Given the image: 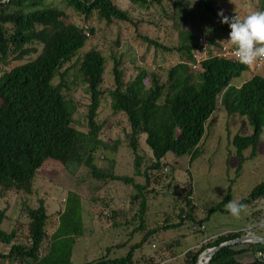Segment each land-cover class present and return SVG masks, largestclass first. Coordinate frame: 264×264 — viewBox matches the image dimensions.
Here are the masks:
<instances>
[{
	"label": "trees",
	"instance_id": "trees-1",
	"mask_svg": "<svg viewBox=\"0 0 264 264\" xmlns=\"http://www.w3.org/2000/svg\"><path fill=\"white\" fill-rule=\"evenodd\" d=\"M46 1L0 0V67L5 69L13 61L35 56L0 75V195L10 192L31 195L36 175L48 161L60 164L70 175L85 169L95 181L131 185L135 194L131 196L130 203H139L140 225L137 231L142 232L144 238L132 246L126 257L111 260L104 257L93 264H133L134 251L156 232L146 230L143 218L146 212L144 191L149 184L150 173L164 170L165 157L169 153L178 158L189 156L190 165L201 155L200 144L207 123L219 103L228 116L244 118L252 130L250 135H235L231 141L239 160L238 173L246 160L245 151H250L249 159L256 157L264 132V78L254 75L236 86L235 81L250 72L248 65L217 57L206 59L194 70L193 54L198 49L201 36L188 31L178 33L179 42L174 48L143 38L154 49L175 52L180 57V62L166 71L164 82L158 73L140 70L133 80L125 83L121 64L114 59V88L108 95L112 112L123 114L129 125L127 142L134 156V176L145 180V185L136 184L133 177L117 176L112 171L105 173L95 163L98 152L111 149L101 140V126L96 120L103 95L105 59L95 50L88 51L76 69V77L90 98L86 132L73 126L77 107L64 97L63 85L55 86L53 81L57 76L63 79L61 69L85 46L87 36L93 31L65 23V12L46 5ZM128 1L139 9H148L162 0ZM176 1L175 5L178 4ZM62 2L85 21L95 15L108 26L132 23L128 12L120 10L112 0ZM198 4L215 19V24L222 31L230 33L228 24L221 23L215 15L212 0H198ZM260 11H264V3ZM141 136L146 137L145 143L152 152L151 165L143 172V161L139 155ZM112 149L116 150L115 147ZM71 194L65 199V208L58 214L57 227L51 235L47 233L50 216L43 201L36 209L26 208L28 246L15 244V234L2 230L5 216L1 211L0 244L10 246V249L6 255L0 254V260L19 261L21 264H72L73 247L85 230L81 198ZM230 199L229 188L225 198L197 224L202 226L216 213L229 214L226 208ZM261 199H264V182L254 187L248 198L240 202L246 206ZM186 219L194 222L190 216ZM184 222L161 229L176 230ZM241 237L240 232L218 236L196 252H187L186 262L197 264L198 257L205 251ZM238 246L222 248L209 264H240L236 260L238 255L247 251L254 254L264 252V244H248V249L236 250ZM251 264H256V261Z\"/></svg>",
	"mask_w": 264,
	"mask_h": 264
},
{
	"label": "rangeland",
	"instance_id": "rangeland-1",
	"mask_svg": "<svg viewBox=\"0 0 264 264\" xmlns=\"http://www.w3.org/2000/svg\"><path fill=\"white\" fill-rule=\"evenodd\" d=\"M152 1V0H149ZM162 0L148 9H139L128 0H112L122 11H127L132 23H114L110 26L94 15L88 21L65 7L62 0H47L46 5L65 12V23H71L93 31L88 41L77 55L60 71L63 79L57 76L53 85L62 84V93L76 107L73 116L75 129L86 132V115L90 102L84 85L77 79L78 62L90 50L99 52L105 59L103 93L97 113V122L101 126V140L111 149L96 154V165L105 173L112 171L117 176L133 177L136 184L145 185L143 177L134 176V156L128 146L129 125L123 114H114L111 110L109 91L114 88L113 61L118 60L123 72V81L130 82L144 70L158 73L162 82L166 71L180 62L175 52L166 53L156 50L143 41L148 38L168 48L178 45V33L188 31L205 36L211 41H228L229 34L222 31L215 19L206 13L198 0ZM215 15L224 10V15L240 19L260 11L264 0H212ZM180 5H183L181 8ZM87 32V33H88ZM26 57L23 61H13L8 67H0V75L34 59ZM254 64V63H253ZM257 75L264 78V61L259 68L236 80L239 86L244 80ZM62 79V80H61ZM61 80V81H60ZM241 80V81H240ZM62 82V83H61ZM252 132L244 118L238 115L228 116L220 103L207 123L206 133L201 141V155L190 165L189 156L176 157L169 153L165 157V167L161 172L150 173L149 184L144 191L146 212L144 223L147 231H156L133 255L136 264H187L186 253L196 252L210 240L228 233L240 232L264 238V199L246 205L239 218L230 213H216L202 224L205 230L191 234L193 226L207 217L209 210L220 203L228 189L231 199L241 201L248 198L254 187L264 182V132L260 138L258 151L254 159H249L250 151L243 153L241 171L237 168L239 160L231 144L235 135L248 136ZM145 136L139 139V155L142 158L141 172L152 162V152L145 143ZM116 145V146H115ZM116 148L113 151L112 148ZM71 193L77 194L84 225V235L78 238L73 247L72 264L98 262L101 258L120 259L127 256L134 244L140 242L144 234L137 231L139 203H130L135 194L131 185L120 182L107 183L93 180L88 171L81 169L76 175H70L58 163L46 162L36 175L31 195L10 192L0 195V212L5 219L1 226L7 234L14 233L15 244L28 246V223L26 208L36 209L43 201L50 221L47 233L57 225V216L65 208L64 200ZM228 211V209L226 208ZM190 216L194 222L187 220ZM176 230L161 229L179 224ZM196 222V223H195ZM125 249H111L112 244L122 245ZM10 246L0 244V254L6 253ZM248 249V244L239 245L236 250ZM186 252V253H184ZM206 252V251H205ZM199 258V257H198ZM255 254L247 251L237 256L243 264L254 261ZM198 261V260H197Z\"/></svg>",
	"mask_w": 264,
	"mask_h": 264
},
{
	"label": "clouds",
	"instance_id": "clouds-1",
	"mask_svg": "<svg viewBox=\"0 0 264 264\" xmlns=\"http://www.w3.org/2000/svg\"><path fill=\"white\" fill-rule=\"evenodd\" d=\"M221 23L228 24L230 33L228 40L235 46L234 54L244 65H251L258 59L264 58V11H257L240 19L237 16L229 18L223 10L218 12ZM244 205L235 200L227 203L229 213L239 218Z\"/></svg>",
	"mask_w": 264,
	"mask_h": 264
},
{
	"label": "built area",
	"instance_id": "built-area-1",
	"mask_svg": "<svg viewBox=\"0 0 264 264\" xmlns=\"http://www.w3.org/2000/svg\"><path fill=\"white\" fill-rule=\"evenodd\" d=\"M223 12H225L223 10ZM233 45H221L218 48H215L212 46L205 36H201L198 39V49L194 52L193 58L195 61V64L192 66V68L198 69L200 64L205 61L208 58L211 57H217V58H224L227 60H238L234 54ZM264 61V58L258 59L254 62V64L248 65L249 70L254 71L256 68H259ZM204 226H193L191 229V234H195L198 232L204 231ZM254 260L256 261V264H264V252H257L255 254ZM9 264H21L19 261L10 262Z\"/></svg>",
	"mask_w": 264,
	"mask_h": 264
},
{
	"label": "water",
	"instance_id": "water-1",
	"mask_svg": "<svg viewBox=\"0 0 264 264\" xmlns=\"http://www.w3.org/2000/svg\"><path fill=\"white\" fill-rule=\"evenodd\" d=\"M243 244H264V238H258V237L246 235L239 239L223 243L216 248L209 249L206 252L202 253L198 258L197 264H209L213 256L222 248L233 247Z\"/></svg>",
	"mask_w": 264,
	"mask_h": 264
},
{
	"label": "crops",
	"instance_id": "crops-1",
	"mask_svg": "<svg viewBox=\"0 0 264 264\" xmlns=\"http://www.w3.org/2000/svg\"><path fill=\"white\" fill-rule=\"evenodd\" d=\"M210 42H212L211 43V45L212 46H214L215 48H218L219 46H221V45H230L231 43H230V41L228 42V41H224L223 39H216V40H214V41H211L210 40ZM233 49H235L234 48V45H233ZM251 71V70H250ZM64 204H65V200H64ZM64 209V208H63ZM63 209H62V211H63ZM62 211H60V212H62ZM59 212V213H60ZM57 223H58V216H57ZM56 227H57V225H56ZM56 227H55V229H56ZM55 229L49 234V235H51L54 231H55ZM143 234V233H142ZM144 238V236L142 237V239ZM142 239L140 240V242L142 241ZM140 242H137L136 244H138V243H140ZM124 244H125V241H123V244L122 245H118V244H112V246H110V247H107L105 250L106 251H111V249L113 248V249H119V248H121V249H125V246H124ZM136 244H134V245H136ZM139 250V249H138ZM9 251V250H8ZM8 251L6 252V253H4L5 255L8 253ZM184 253H186V252H184ZM109 259V258H108ZM111 260V259H110ZM236 260H237V258H236ZM238 261V260H237ZM239 262V261H238ZM10 263V261H7V260H0V264H9ZM94 263V262H93ZM137 262L134 260L133 261V264H136ZM240 264H243V263H241V262H239ZM86 264H92V263H86ZM246 264H251L250 262H248V263H246Z\"/></svg>",
	"mask_w": 264,
	"mask_h": 264
}]
</instances>
